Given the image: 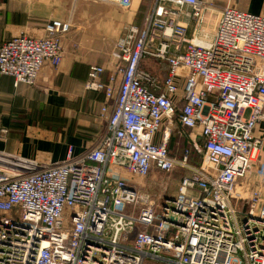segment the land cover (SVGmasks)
Masks as SVG:
<instances>
[{"label":"built area","instance_id":"1","mask_svg":"<svg viewBox=\"0 0 264 264\" xmlns=\"http://www.w3.org/2000/svg\"><path fill=\"white\" fill-rule=\"evenodd\" d=\"M156 3L123 36L108 81L90 66L85 88L106 98L100 139L79 156L68 147L57 164L0 151V264H264V200L238 190L258 161L264 188L254 135L264 121V17L226 7L206 43L204 2ZM69 31L53 21L44 38L0 44V79L36 86L44 65L62 63ZM147 59L167 66L164 79L143 68ZM176 123L191 132L200 167L188 150L171 156ZM175 170L178 190L161 203L139 188Z\"/></svg>","mask_w":264,"mask_h":264},{"label":"crops","instance_id":"2","mask_svg":"<svg viewBox=\"0 0 264 264\" xmlns=\"http://www.w3.org/2000/svg\"><path fill=\"white\" fill-rule=\"evenodd\" d=\"M152 1L133 0L130 7L120 8L99 0H0V44L22 35L44 38L52 20L70 24V31L62 36V63L58 67L44 65L35 87H15L13 79H0V151L57 164L65 160L68 147H73L74 156H79L100 139L106 132L100 119L106 98L102 93L86 90L90 66H103V80H109L117 66L111 57L115 40L132 26L142 27ZM201 1L210 8L204 27L212 10L221 13L226 7L264 17V0ZM153 73L164 79L167 66L158 65ZM117 77L119 81L121 76ZM33 107L41 110L42 123L49 124V116L56 119L62 112L74 116V130L69 134L57 130L39 132L34 128ZM4 129L8 136L2 135ZM254 135L263 141L264 164V121L259 122ZM45 140L55 147L49 153L39 146ZM57 143L68 147L58 152Z\"/></svg>","mask_w":264,"mask_h":264},{"label":"rangeland","instance_id":"3","mask_svg":"<svg viewBox=\"0 0 264 264\" xmlns=\"http://www.w3.org/2000/svg\"><path fill=\"white\" fill-rule=\"evenodd\" d=\"M100 1V0H99ZM156 0L152 1V4L150 8L154 7L156 5ZM117 7L123 8L124 6H121L120 4H115ZM165 6L168 7H173L171 4H167ZM149 10V9H148ZM148 12V11H147ZM147 13L144 14V18L147 17ZM220 11L218 10H212V13H210L208 21H207V28L206 32L208 33V38L209 40H205L206 43H210L212 37L214 36L219 18H220ZM55 20H52V22ZM59 21V20H58ZM131 28H134L133 26ZM127 30H125L122 35L116 39L115 37V43L112 47L111 51V57L117 62L116 58L114 57L116 53L119 52L120 47L119 43L122 40L123 36L126 34ZM46 37V36H45ZM159 62L153 60V59H147L142 63V66L144 69L149 70L150 72L153 73V70L155 71L157 66L161 65L158 64ZM164 65V64H163ZM93 66V65H92ZM40 78V77H39ZM39 81V80H38ZM38 83V82H37ZM35 87V86H34ZM34 111L32 113V117L35 118L36 125L34 128L38 129L40 131H50V130H57L58 132L62 131L63 133H71L74 129H72V126L75 125V117L74 116H68L66 112H62V114H57L56 119L53 116H49L48 121H51L49 124L48 123H42V121L39 120V117L41 116L43 119V116L41 115V110L37 107L32 108ZM249 116V111L244 112V117L248 118ZM61 119V120H58ZM54 121L55 124L52 123ZM48 128V129H45ZM4 132L7 134H2L3 136L6 135L8 136V130L4 129ZM191 132H185L182 131V128L176 123L172 127V134L170 138V143H169V151L172 157L175 158H180L184 156V153L188 150L189 151V163L193 167H200L202 164V158L201 155L197 152V149L193 148L192 142H191ZM198 142H201V140H198ZM59 143L56 144V149L59 151H62L65 147L67 149V145H58ZM58 145V146H57ZM73 146H75V143H72ZM42 150H45L46 152L51 151L52 148H55L53 145H50V142L45 140L42 141L39 145ZM49 153V152H48ZM76 154V153H75ZM259 166V161L254 165L253 169L250 170V172L246 175L245 178H243L238 186L241 188L243 185L245 186L244 189H239L238 190L242 193V198L246 199L247 201L250 200L251 198V191L254 190V188L258 189L260 194H261V202L264 200V188L262 187V184L260 183V179L257 176V171ZM183 177V173L179 170H175L173 173H160V172H155L153 173L148 179L142 180L138 182L139 188L143 191H148L152 199L155 203L159 204L163 201V199L173 196L178 190V185L180 183L181 178ZM248 185V187H247ZM247 203V202H245ZM240 206H244V202L240 203ZM245 207V206H244Z\"/></svg>","mask_w":264,"mask_h":264}]
</instances>
